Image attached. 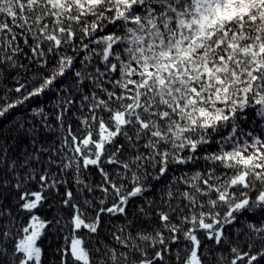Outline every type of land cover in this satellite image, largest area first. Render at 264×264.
<instances>
[{
	"label": "snow or ice",
	"instance_id": "1",
	"mask_svg": "<svg viewBox=\"0 0 264 264\" xmlns=\"http://www.w3.org/2000/svg\"><path fill=\"white\" fill-rule=\"evenodd\" d=\"M0 264H264V0H0Z\"/></svg>",
	"mask_w": 264,
	"mask_h": 264
},
{
	"label": "trees",
	"instance_id": "2",
	"mask_svg": "<svg viewBox=\"0 0 264 264\" xmlns=\"http://www.w3.org/2000/svg\"><path fill=\"white\" fill-rule=\"evenodd\" d=\"M41 99L43 100V99H45V98L42 97ZM25 108L27 109V105H25Z\"/></svg>",
	"mask_w": 264,
	"mask_h": 264
}]
</instances>
